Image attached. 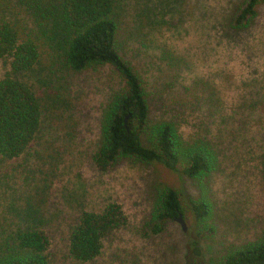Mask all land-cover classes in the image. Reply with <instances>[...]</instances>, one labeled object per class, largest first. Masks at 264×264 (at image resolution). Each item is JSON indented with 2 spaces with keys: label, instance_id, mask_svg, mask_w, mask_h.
<instances>
[{
  "label": "rangeland",
  "instance_id": "obj_1",
  "mask_svg": "<svg viewBox=\"0 0 264 264\" xmlns=\"http://www.w3.org/2000/svg\"><path fill=\"white\" fill-rule=\"evenodd\" d=\"M241 2L114 0L120 51L144 83L153 117L184 119L185 141L207 130L217 144L219 166L207 184L214 232L201 239L199 260L187 254L188 235L197 232L191 220L183 221L184 232L174 221L158 235L142 228L158 183L195 197L193 183L158 165L120 162L98 172L90 160L101 110L120 84L116 73L108 67L78 73L63 68L42 42L31 14L14 0L8 9L0 7V25L12 24L18 42L29 38L39 47L38 64L19 80L38 98L50 93L62 100L41 110L38 132L23 155L0 158V238L22 224L9 208L20 205L35 183L47 188L39 196L45 217H57L45 225L51 264H206L230 244L254 240L264 227L257 164L264 150V2L249 26L236 31L229 17ZM9 62L0 57V79L10 75ZM205 119L216 125L206 126ZM110 203L119 205L125 225L102 241L92 261H72L66 222L78 212L99 213Z\"/></svg>",
  "mask_w": 264,
  "mask_h": 264
},
{
  "label": "trees",
  "instance_id": "obj_2",
  "mask_svg": "<svg viewBox=\"0 0 264 264\" xmlns=\"http://www.w3.org/2000/svg\"><path fill=\"white\" fill-rule=\"evenodd\" d=\"M9 1L0 0V7L8 9ZM14 1L31 14L42 42L63 68L78 73L108 67L116 73L120 84L101 110L99 134L90 160L98 172H106L120 162L158 165L193 183L197 189L195 197L183 189L158 183L142 228L158 235L177 215L183 221L191 220L197 232L189 233L186 249L193 260H199L201 239L214 232L207 184L218 169L219 152L217 144L209 139V132L200 131L189 137L190 142L185 141L180 133V126L186 124L184 119L153 117L144 83L120 51L114 0ZM263 2L242 0L229 17V27L245 30L255 17L256 6ZM17 36L12 24L0 25V57L10 59V75L0 79V158L8 161L23 155L34 141L41 110L62 102L56 94L36 97L30 86L19 80L20 74L30 72L38 64L39 47L29 38L18 42ZM165 113L162 111L163 116ZM211 121L205 119L204 123L215 126ZM257 164L264 199V150L257 156ZM46 190V186L39 188L33 183L27 187L21 204L9 208L13 216L18 213L22 224L0 238V264H51L45 225L57 217L54 213L45 217V202L39 196ZM125 223L124 214L114 203L99 213L78 212L64 227L68 257L79 263L92 261L99 255L102 241ZM206 264H264V227L254 240L230 244L223 255Z\"/></svg>",
  "mask_w": 264,
  "mask_h": 264
},
{
  "label": "water",
  "instance_id": "obj_3",
  "mask_svg": "<svg viewBox=\"0 0 264 264\" xmlns=\"http://www.w3.org/2000/svg\"><path fill=\"white\" fill-rule=\"evenodd\" d=\"M174 222H176L179 225L180 230L182 232H184L186 230V227H185L184 222H183V220H182L180 215L176 216V218L174 219Z\"/></svg>",
  "mask_w": 264,
  "mask_h": 264
}]
</instances>
